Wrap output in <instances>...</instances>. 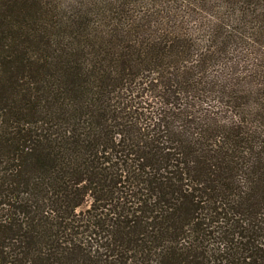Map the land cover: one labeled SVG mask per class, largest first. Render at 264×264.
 Returning <instances> with one entry per match:
<instances>
[{
	"label": "trees",
	"instance_id": "trees-1",
	"mask_svg": "<svg viewBox=\"0 0 264 264\" xmlns=\"http://www.w3.org/2000/svg\"><path fill=\"white\" fill-rule=\"evenodd\" d=\"M0 264H264V0H0Z\"/></svg>",
	"mask_w": 264,
	"mask_h": 264
}]
</instances>
